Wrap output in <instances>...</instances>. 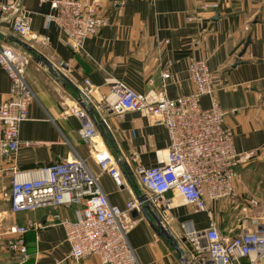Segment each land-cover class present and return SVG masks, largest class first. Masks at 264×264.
I'll list each match as a JSON object with an SVG mask.
<instances>
[{
    "label": "crops",
    "instance_id": "crops-1",
    "mask_svg": "<svg viewBox=\"0 0 264 264\" xmlns=\"http://www.w3.org/2000/svg\"><path fill=\"white\" fill-rule=\"evenodd\" d=\"M19 1L32 17V30L48 35L49 41L33 40L30 47L20 44L29 52L26 78L35 97L29 104V118L21 124L18 152L1 160L0 264H76L65 259L71 246L60 221L76 220L81 206L64 203L13 211L9 196L12 174L39 177L58 160L82 159L100 176L110 202L125 208L128 201L142 196L138 168L155 166L167 157L168 130L156 116L140 110L118 115L110 109L104 96L115 79L141 92L177 97L194 92L189 62L205 58L213 71L215 92L202 95V105L210 106L215 100L225 109L224 124L233 128L238 151L264 154V0H218L219 7L206 8L200 7L199 0H100L109 23L87 38L83 50L71 48L56 24L47 26L46 14L53 11L51 0ZM191 14H197V18L189 19ZM17 37L11 15L0 11V41L17 45ZM248 38L244 53L239 55ZM167 68L170 75L164 77ZM86 76L95 86L88 95L80 89ZM10 85V76L0 64V103L8 97ZM77 104L91 109L99 129L94 141L98 151H106L115 162L121 185L110 171L102 170L97 151L82 138L79 129L83 119L70 110ZM244 166L238 167V197L208 200V211L195 212L178 193H168L173 219L167 229L174 242L161 232L153 212H148L150 218L142 211L133 215L137 222L129 240L140 262L188 264L183 261L187 257L189 264H213L183 239L190 229L205 230L212 218L228 238L251 226L248 219L242 221V206L256 196L247 195L246 186L241 184ZM29 221L36 228H29L23 235L29 259L22 263L7 242L18 235L14 227L26 226ZM79 264H101V260L93 255Z\"/></svg>",
    "mask_w": 264,
    "mask_h": 264
},
{
    "label": "built area",
    "instance_id": "built-area-1",
    "mask_svg": "<svg viewBox=\"0 0 264 264\" xmlns=\"http://www.w3.org/2000/svg\"><path fill=\"white\" fill-rule=\"evenodd\" d=\"M51 4L53 11L46 14V24H56L74 50H83L87 38L109 23L100 0H51ZM199 4L201 8L220 6L218 0H199ZM0 11L11 15L13 30L27 42L49 41L48 35L32 30V17L19 0H0ZM188 18L195 19L197 14ZM29 62L30 56L25 50L0 41V64L11 79L8 97L0 103V173L3 172L2 158L19 150L21 124L29 118V104L35 97L26 78ZM188 70L195 84L194 92L188 94L170 97L164 92H141L115 79L110 83L109 94L104 96L110 109L118 115L127 110H140L156 116L167 127L170 139L167 157L155 166H140L137 170L144 200L132 199L125 208L111 203L100 185V176L82 159L58 160L39 177L12 174L9 196L13 211L64 203L81 206L76 220L60 221L71 246L65 259L79 264L95 255L101 264H142L129 240V232L137 222L133 210L154 205L168 224L173 219L170 216L173 203L168 193H178L195 212L208 211V200L238 197V167L258 155V151L236 149L234 130L224 124L226 112L218 101L213 100L210 106L202 105L201 96L215 92L208 61L203 57L193 58ZM169 75L167 68L163 76ZM80 89L86 95L95 90L90 77H84ZM111 95L114 100H109ZM70 110L83 119L80 134L97 151L96 159L102 170L110 171L121 185V173L115 162L106 151H98V143L94 141L99 129L91 109L77 104ZM260 204L257 197L245 200L242 221L248 219L251 226H244L232 238L221 233L213 218L203 231L188 230L186 238L198 254H205L213 264H262L264 215L258 212ZM56 216L60 217L58 213ZM31 227L36 228L33 221L14 227L13 232L18 235L7 242L22 263L29 259L23 235Z\"/></svg>",
    "mask_w": 264,
    "mask_h": 264
},
{
    "label": "rangeland",
    "instance_id": "rangeland-1",
    "mask_svg": "<svg viewBox=\"0 0 264 264\" xmlns=\"http://www.w3.org/2000/svg\"><path fill=\"white\" fill-rule=\"evenodd\" d=\"M16 46L22 47L20 44ZM244 165L245 168L241 170V184L246 186L247 195L256 196L261 201L258 212L264 215V154L249 158Z\"/></svg>",
    "mask_w": 264,
    "mask_h": 264
},
{
    "label": "water",
    "instance_id": "water-1",
    "mask_svg": "<svg viewBox=\"0 0 264 264\" xmlns=\"http://www.w3.org/2000/svg\"><path fill=\"white\" fill-rule=\"evenodd\" d=\"M16 40L19 42V44H21V45H23V46H25V47H30V46H31V44H29L27 41L23 40V39L20 38V37H17ZM249 41H250V38H248V40L246 41V43H245V45H244V48L241 50V52L239 53V55H242V54L244 53V51H245V49H246V47H247ZM237 62H238V59L236 60V63H237ZM144 199H145V195H142V196L139 197V200H144ZM141 211H142L147 217H149V213H148V212H150V211L153 212L152 214L155 215V217H156V219H157V222H158V224L160 225V230H161V232H162V233L166 236V238L169 239L170 241H173V242L175 241V238H174L173 234L167 229L168 224L166 223V221L164 220V218L161 216V214L157 211V209L155 208L154 205H146L145 207L142 208ZM132 214H133L134 216H137V215H139V211H137V210H133V211H132ZM156 214H157V215H156ZM149 218H150V217H149ZM186 240H187V238L185 237V238L183 239V241H186ZM176 246L179 248L178 244H177ZM183 261H184L185 263H188V264L190 263L187 257H184ZM261 261H262V264H264V255L261 257Z\"/></svg>",
    "mask_w": 264,
    "mask_h": 264
},
{
    "label": "trees",
    "instance_id": "trees-1",
    "mask_svg": "<svg viewBox=\"0 0 264 264\" xmlns=\"http://www.w3.org/2000/svg\"><path fill=\"white\" fill-rule=\"evenodd\" d=\"M105 133H107V130H105Z\"/></svg>",
    "mask_w": 264,
    "mask_h": 264
},
{
    "label": "bare ground",
    "instance_id": "bare-ground-1",
    "mask_svg": "<svg viewBox=\"0 0 264 264\" xmlns=\"http://www.w3.org/2000/svg\"><path fill=\"white\" fill-rule=\"evenodd\" d=\"M263 250H264V248H263ZM255 258V257H254Z\"/></svg>",
    "mask_w": 264,
    "mask_h": 264
}]
</instances>
